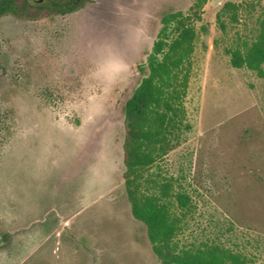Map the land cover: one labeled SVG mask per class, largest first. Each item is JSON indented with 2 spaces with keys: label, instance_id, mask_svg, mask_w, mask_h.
Returning <instances> with one entry per match:
<instances>
[{
  "label": "rangeland",
  "instance_id": "obj_1",
  "mask_svg": "<svg viewBox=\"0 0 264 264\" xmlns=\"http://www.w3.org/2000/svg\"><path fill=\"white\" fill-rule=\"evenodd\" d=\"M195 1L0 18V264H161L125 189L123 108L165 14ZM228 3L237 21L219 20ZM263 10L208 0L184 101L191 129L149 171L192 199L181 245L215 241L248 264H264V76L234 68L231 51L256 41Z\"/></svg>",
  "mask_w": 264,
  "mask_h": 264
},
{
  "label": "trees",
  "instance_id": "obj_2",
  "mask_svg": "<svg viewBox=\"0 0 264 264\" xmlns=\"http://www.w3.org/2000/svg\"><path fill=\"white\" fill-rule=\"evenodd\" d=\"M89 0H0V18L23 21L52 20L74 13ZM208 0H196L187 13L169 12L147 59V70L126 101L123 178L134 218L147 227L154 254L161 264H248V256L215 241L181 245L187 219L193 213L191 197L173 190L170 182L158 183L150 169L165 158L190 131L186 122L185 99L192 74V58ZM240 7L228 3L226 11L238 20ZM221 27L225 26L221 23ZM206 32V28H203ZM236 69L248 68L264 76V10L256 41L245 50L231 51Z\"/></svg>",
  "mask_w": 264,
  "mask_h": 264
},
{
  "label": "flooded vegetation",
  "instance_id": "obj_3",
  "mask_svg": "<svg viewBox=\"0 0 264 264\" xmlns=\"http://www.w3.org/2000/svg\"><path fill=\"white\" fill-rule=\"evenodd\" d=\"M93 255V252L91 251V256ZM93 257V256H92ZM94 259V258H93Z\"/></svg>",
  "mask_w": 264,
  "mask_h": 264
}]
</instances>
